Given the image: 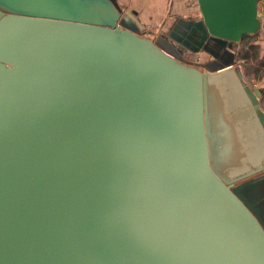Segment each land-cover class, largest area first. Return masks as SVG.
I'll return each mask as SVG.
<instances>
[{"label":"water","instance_id":"obj_1","mask_svg":"<svg viewBox=\"0 0 264 264\" xmlns=\"http://www.w3.org/2000/svg\"><path fill=\"white\" fill-rule=\"evenodd\" d=\"M195 2L154 41L118 0H0V264H264V0Z\"/></svg>","mask_w":264,"mask_h":264},{"label":"crops","instance_id":"obj_2","mask_svg":"<svg viewBox=\"0 0 264 264\" xmlns=\"http://www.w3.org/2000/svg\"><path fill=\"white\" fill-rule=\"evenodd\" d=\"M124 6L125 10L133 11V16L140 24V32L144 36H156L168 28L176 18H198L199 12L195 0H118ZM260 8L264 7L260 3ZM260 31L257 34H250L247 38L248 42L242 45L237 43L235 50V63L247 62L255 65L257 68L263 69L264 66V16L260 15ZM243 46L246 50L248 61L242 57H237V48ZM182 60L205 61L210 56L204 51L190 52L185 50L181 52ZM240 65V64H239ZM242 79L245 83L252 87H256L264 92V74H260L259 70L244 69L241 66ZM260 109L264 113V107L259 103Z\"/></svg>","mask_w":264,"mask_h":264},{"label":"trees","instance_id":"obj_3","mask_svg":"<svg viewBox=\"0 0 264 264\" xmlns=\"http://www.w3.org/2000/svg\"><path fill=\"white\" fill-rule=\"evenodd\" d=\"M250 36V34H244L243 36H242V38H241V40H240V42L242 43V45H245V43H247L248 42V40H247V38ZM239 46L238 48H237V53H236V56L239 58V57H242V58H244L245 59V61H248V59H247V55H245V49L243 48V46ZM183 61H185V60H183ZM185 62H187V61H185ZM240 64V68H241V66L244 68V69H248V70H254L255 72H257L258 70H259V73L260 74H264V66H263V69H261V68H257L255 65H252V64H249V63H247V62H243V63H239ZM258 101H259V103L264 107V92L262 93V94H260L259 96H258Z\"/></svg>","mask_w":264,"mask_h":264},{"label":"rangeland","instance_id":"obj_4","mask_svg":"<svg viewBox=\"0 0 264 264\" xmlns=\"http://www.w3.org/2000/svg\"><path fill=\"white\" fill-rule=\"evenodd\" d=\"M138 25H140V24H138ZM149 37L152 38L154 41L156 40V36H154V35H150ZM186 61L188 63L192 64L193 66L198 67V68H204V66L198 61H192V60H186Z\"/></svg>","mask_w":264,"mask_h":264},{"label":"built area","instance_id":"obj_5","mask_svg":"<svg viewBox=\"0 0 264 264\" xmlns=\"http://www.w3.org/2000/svg\"><path fill=\"white\" fill-rule=\"evenodd\" d=\"M264 4V3H263ZM259 14L261 16H264V7L259 9Z\"/></svg>","mask_w":264,"mask_h":264}]
</instances>
